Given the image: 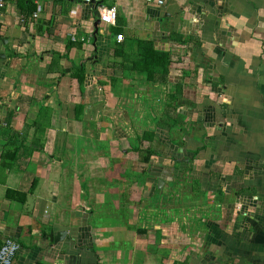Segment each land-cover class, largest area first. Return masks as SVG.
<instances>
[{"label": "crops", "instance_id": "1", "mask_svg": "<svg viewBox=\"0 0 264 264\" xmlns=\"http://www.w3.org/2000/svg\"><path fill=\"white\" fill-rule=\"evenodd\" d=\"M40 3L0 17L13 264H264V0ZM101 5L115 24L95 26ZM143 39L170 52L167 83L122 67L117 43Z\"/></svg>", "mask_w": 264, "mask_h": 264}, {"label": "trees", "instance_id": "2", "mask_svg": "<svg viewBox=\"0 0 264 264\" xmlns=\"http://www.w3.org/2000/svg\"><path fill=\"white\" fill-rule=\"evenodd\" d=\"M28 3L27 1H23ZM29 3H32L29 1ZM34 6V5H33ZM29 13H32V8ZM119 32V31H117ZM78 45L77 42L69 43V47L72 45ZM127 41L117 43L119 47V52L122 54L121 50L124 51V55L121 58H125V63L122 67L136 73L143 80L151 83H158L160 85L167 83L168 75L170 72L171 56L170 52L165 50H159L154 46L153 40L143 39L138 41V49L136 55L127 54ZM121 49V50H120ZM119 54V53H118ZM75 77L78 79L81 87H83L85 81V65L80 63L75 66ZM113 79V78H112ZM114 80V79H113ZM113 86H114V82ZM45 134V132L43 133ZM7 161V153L2 155V163L5 164Z\"/></svg>", "mask_w": 264, "mask_h": 264}, {"label": "built area", "instance_id": "3", "mask_svg": "<svg viewBox=\"0 0 264 264\" xmlns=\"http://www.w3.org/2000/svg\"><path fill=\"white\" fill-rule=\"evenodd\" d=\"M84 3H93V0H80ZM151 1V0H149ZM159 4H162L164 0H156ZM37 9L34 11L32 18L37 19L42 12L43 5L40 0H36ZM7 5V0H0V17L3 15L4 9ZM100 13V22L105 25H112L116 23L118 16V9L116 5L111 6H99L97 7ZM118 41L124 40V34L120 33L117 35ZM19 249V245L13 240H7V243L0 249V264H13L15 254Z\"/></svg>", "mask_w": 264, "mask_h": 264}, {"label": "rangeland", "instance_id": "4", "mask_svg": "<svg viewBox=\"0 0 264 264\" xmlns=\"http://www.w3.org/2000/svg\"><path fill=\"white\" fill-rule=\"evenodd\" d=\"M187 179H189V180H192V178L190 177V175L187 177ZM196 183L194 182V184L193 185H191V183L190 182H188L187 180H186V178H185V180H184V188H183V191H186L187 189L189 190V193H190V191L191 190H194V194L192 195V198L194 199V202H193V205H198L199 203H200V200H199V191H198V189H197V184L195 185ZM193 188V189H192ZM190 196H191V194H189V197L187 198V195H185V198H187L188 200H189V198H190ZM201 198V197H200ZM197 200L199 201V203L197 202ZM203 200H206V196H204V198H203ZM202 200V201H203ZM206 203V202H205ZM205 203H201V205H203L204 207H206L207 205L205 204ZM200 205V204H199ZM199 205H198V207H199ZM173 214V213H172Z\"/></svg>", "mask_w": 264, "mask_h": 264}, {"label": "water", "instance_id": "5", "mask_svg": "<svg viewBox=\"0 0 264 264\" xmlns=\"http://www.w3.org/2000/svg\"><path fill=\"white\" fill-rule=\"evenodd\" d=\"M96 15H97L98 19L96 20L95 26H98V24L100 23V19H99V17H100V13H99L98 10H97V12H96ZM157 183H158L159 186H161V184L164 183V180H163L162 178H160V179L157 181ZM57 239H58V236H56V240H57Z\"/></svg>", "mask_w": 264, "mask_h": 264}, {"label": "bare ground", "instance_id": "6", "mask_svg": "<svg viewBox=\"0 0 264 264\" xmlns=\"http://www.w3.org/2000/svg\"><path fill=\"white\" fill-rule=\"evenodd\" d=\"M7 240H12V239H7ZM7 240L4 241V243H3V245L0 247V249H1V248L7 243ZM16 243H17V242H16ZM17 244H18V243H17ZM19 248H20V246H19ZM18 250H19V249H18ZM18 250H17V251H18ZM16 253H17V252H16ZM15 255H16V254H15Z\"/></svg>", "mask_w": 264, "mask_h": 264}]
</instances>
